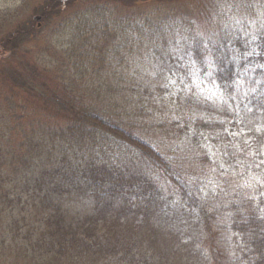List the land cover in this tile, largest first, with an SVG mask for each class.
Here are the masks:
<instances>
[{"label": "trees", "instance_id": "1", "mask_svg": "<svg viewBox=\"0 0 264 264\" xmlns=\"http://www.w3.org/2000/svg\"><path fill=\"white\" fill-rule=\"evenodd\" d=\"M77 1L45 8L41 20L64 28L63 40L47 36L50 54L22 50L0 72V263L149 264L138 260L147 251L126 237L129 224L151 223L163 233L165 222L173 229L186 222L200 234L201 250L211 251L207 264H264V132L248 129L243 113L264 91V25L250 18L258 0L218 1L224 11L238 2L252 14L222 28V40H209L204 53L191 27L183 45L166 38L168 24L180 25L176 16L148 9L133 24L130 14L112 9L191 0H85L74 17H62ZM253 25L257 34L248 37ZM128 28L161 35L170 47L164 57L154 43L158 76L150 88L142 85L150 75L123 67L144 46L126 51L121 37ZM43 32L30 27L19 36L36 44ZM190 45L194 66L179 58ZM123 49V64L107 68ZM118 91L129 104L113 102L108 94ZM42 155L48 160L40 166ZM70 187L96 202V212L76 227L64 225L55 202ZM41 242L49 247L38 256Z\"/></svg>", "mask_w": 264, "mask_h": 264}, {"label": "rangeland", "instance_id": "2", "mask_svg": "<svg viewBox=\"0 0 264 264\" xmlns=\"http://www.w3.org/2000/svg\"><path fill=\"white\" fill-rule=\"evenodd\" d=\"M54 1L55 0H0V72H4L2 68L7 71L9 62L12 60L14 61L15 57L20 56V52H22V50H31L32 53L37 50L38 52L41 51L45 54H50L52 51L49 47H47L49 45V38L47 36L53 34L52 38L56 36L58 39H64V37H62L64 28L61 29V25H63L62 21L54 20V22H51L49 25L44 23L42 20L39 22L36 21V17L43 16L45 8L47 6L53 5L52 3H54ZM218 1L222 0H191L185 3L177 2L175 4H152L149 6L138 5L130 9L118 5L116 8L112 9L116 15L121 13H123V15L130 14L134 18V20H132L133 24H141L142 15L150 14L152 10H159L162 12V14L165 13L168 19L175 18L176 16L178 19V21L177 19L176 21L180 23V25L173 29L175 26L171 28L170 24H168L169 30H166L165 32V35L167 34L166 38L171 39L175 45L176 42L183 45L185 42L190 40L189 36L184 32L188 27H191L196 36L201 38L203 45L199 52L204 53L208 50L207 47L209 40H211L212 46L213 44L219 43L222 40L224 36V33H222V28L225 29V27L229 24H232L236 28V26L239 24L238 20L244 19L245 15L250 16V14H252V11H246L244 8L240 7L238 2L235 4L236 7L230 5V8L232 9L230 10L228 7L227 10L224 11L222 10L220 4H218ZM86 2L87 1L85 0H78L75 6L63 13L62 17H74L75 11L79 7L83 6ZM252 4L255 9L254 17L250 16V18L255 20L252 23H255L256 26L258 24L257 20L260 19L264 25V0H258L257 3L253 1ZM201 5H204L205 9ZM169 12L172 13L170 14ZM230 20L233 21L230 22ZM182 23L189 25L184 26ZM255 26L253 25L248 30V37H252L257 34ZM30 27L42 28L44 31L42 34L43 37L40 34L41 40L37 42L38 44H35L34 42L30 43V39L24 40L25 36H19L20 32H23ZM157 35L147 38L144 31L134 32L128 28L124 31L121 37V41L128 47L126 51H129L130 53L131 50L136 48L139 43L143 42V49L133 51V53L129 55L127 63H125L123 67L125 68L126 66L127 72L135 69V71L141 77L150 75L152 77L151 83H142V85L147 88H150L154 77L158 76V74H156V59L158 58L159 54L156 55V45H154V43L160 42V48H163L164 50V57H166L170 52V47L165 45L162 40L158 39L161 38V35ZM12 39H16L20 45H15ZM46 39L48 40L46 41ZM43 41H46V44ZM41 42L42 44H40ZM10 43L11 46H9ZM63 43L66 42L57 41V47ZM118 43L121 42L118 41ZM12 44L14 47H12ZM193 44H195L194 41L192 45ZM81 48L83 50V47ZM68 57L69 55L67 53L63 54L60 63L64 64ZM111 57L117 60H115L111 65L107 64V68L110 66H121V64H123L122 60L125 59L124 49L118 55L115 54ZM46 58H48L47 60H50L49 55ZM139 82L141 81L139 80ZM207 93L210 94L211 91H208ZM108 95L112 96V100L115 103H123L124 100L127 102V104L130 103V98L127 97L124 91H118L114 95ZM258 97H260V99L257 101H250L243 107L245 126L252 131L264 132V91H262ZM166 107L167 105H162V112H165L167 115L168 108ZM160 110L161 108L154 107V111L158 116L160 115ZM262 136H264V133ZM262 151L264 152V143L262 145ZM58 155L59 154L56 153L53 157L55 158ZM47 158V155H42V159L38 164L41 166L45 161L48 160ZM70 188V192L56 194L55 202L59 205V213L61 217L64 218V225L76 227L80 223L84 222L85 219L89 217V215L96 212V202L92 198L89 191L85 189ZM182 217L186 219L187 216ZM187 223L190 224V222ZM192 223L193 222H191V224ZM185 224L186 222H182L179 224L180 228L173 229L172 227H169L168 222H165V230L163 233H155L151 223H147L139 229V224H137L135 227V224L132 223L128 226L132 231L127 232L128 236L126 237L131 241L132 247L134 246L136 251L137 248L141 247L147 251L146 256L145 254L143 255V252L140 253L138 260H147L149 264H207V257L212 255L211 251L209 254L204 253L201 250L202 241L201 239L199 240L200 234H198L195 230H189L188 226L185 228ZM193 239H196V241L191 249H188L187 246H183L186 245V241H192ZM45 243L41 242L40 245H38L39 249L34 252L36 255L40 256L46 252L44 250H46V248L49 246H47ZM16 254L17 253L14 252V255ZM18 254L20 253L18 252ZM29 256H33V253ZM10 260L11 262H8V264L12 263V259ZM0 262L2 261L0 260Z\"/></svg>", "mask_w": 264, "mask_h": 264}, {"label": "snow or ice", "instance_id": "3", "mask_svg": "<svg viewBox=\"0 0 264 264\" xmlns=\"http://www.w3.org/2000/svg\"><path fill=\"white\" fill-rule=\"evenodd\" d=\"M239 6V5H237ZM199 42H197L198 44ZM250 54V53H249ZM184 56H187L188 57V63L189 64H192L193 66L195 65V60L193 59L192 57V48H191V45L189 46V50L187 52H184L183 55H181L179 58L181 60H183ZM261 67H264V65H261ZM169 71H172V69H169ZM191 75H195L194 72H190ZM209 76H211V72L208 73ZM183 79V77H181ZM170 80L171 83H175V80L172 79L171 77L168 78ZM189 91H191V89H189Z\"/></svg>", "mask_w": 264, "mask_h": 264}]
</instances>
